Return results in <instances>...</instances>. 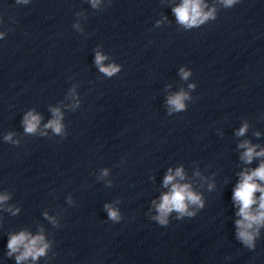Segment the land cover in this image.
<instances>
[{
	"label": "clouds",
	"instance_id": "clouds-1",
	"mask_svg": "<svg viewBox=\"0 0 264 264\" xmlns=\"http://www.w3.org/2000/svg\"><path fill=\"white\" fill-rule=\"evenodd\" d=\"M94 10H103L102 4L104 0H87ZM217 2L225 9L232 8L240 2V0H217ZM17 5H27L30 0H15ZM111 0H108V4ZM172 13L176 18V22L183 26L185 30L200 28L210 21H215L217 17V7L213 4L211 7L206 0H181V2L172 7ZM77 16H83L87 19L84 13H76ZM165 19H167L165 17ZM0 24H3V18L0 16ZM160 22H157L159 26ZM73 27L83 32L79 23ZM6 33L0 31V40L4 38ZM109 57L103 54L100 50L95 52L94 63L99 72L105 77L111 78L121 71V65L117 63H108ZM179 75L183 80H188L192 73L185 68H181ZM76 85H73L65 97L71 100L72 103L65 104L64 108L74 112L81 105L79 94L76 91ZM189 90H195L196 84L190 83ZM192 97L188 91L183 88L180 91L170 94L167 97L166 104L168 112L171 115L173 112L179 113L186 110V101H190ZM49 111L52 118L43 125V129H50L55 136L66 138L68 135L66 125L64 123V112L60 106L50 107ZM43 117L34 109L27 111L21 121L24 134L30 136H46V131H41V121ZM248 123L245 122L242 127L236 132L237 136H244L248 130ZM258 136L259 133H256ZM15 133L9 132L4 136V141L14 146H19L20 141L14 139ZM239 148L244 151L241 153V160L245 164H250L256 158H264V148L259 145H254L250 141H242ZM259 148V151L257 149ZM108 169L101 171L102 176H107ZM196 175H199L197 172ZM239 181L235 186L232 194L234 205L238 207L236 215L240 217L236 220V239L247 249L255 250L256 242L260 238V229L264 227V159L261 160L259 166L255 169H245L239 173ZM186 179L183 167H178L174 171L169 168L166 173L163 186L168 189L159 197V200H153L152 205L155 210V215H151L150 219L158 223L162 227H167L170 223L169 217L175 212L176 219L182 220L184 217L193 218L197 212L192 209L200 210L204 208V200L201 195L195 192L190 183H181ZM111 186V182L108 183ZM209 187H212L209 185ZM256 193H260L259 197ZM11 199V195L7 192L0 194V205H5ZM67 203L70 206H75V201L71 196L67 197ZM116 203H119L117 201ZM10 212L12 215H17L20 211L14 205H8L2 209ZM104 210L107 213L108 220L113 223H119L123 216L120 209L111 203L104 205ZM54 227H59V221L55 216H50L47 212L43 213ZM51 248V242L46 239L43 226L39 227L37 234L33 235L28 230H21L18 233H10L7 242V256L15 255L16 264H24L31 260L33 264L40 258L46 257Z\"/></svg>",
	"mask_w": 264,
	"mask_h": 264
}]
</instances>
